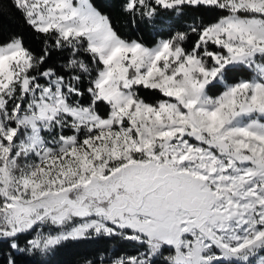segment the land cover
I'll return each instance as SVG.
<instances>
[{
	"label": "snow or ice",
	"instance_id": "6c2138e0",
	"mask_svg": "<svg viewBox=\"0 0 264 264\" xmlns=\"http://www.w3.org/2000/svg\"><path fill=\"white\" fill-rule=\"evenodd\" d=\"M107 241L264 264V0H0V264Z\"/></svg>",
	"mask_w": 264,
	"mask_h": 264
},
{
	"label": "trees",
	"instance_id": "16d2710c",
	"mask_svg": "<svg viewBox=\"0 0 264 264\" xmlns=\"http://www.w3.org/2000/svg\"><path fill=\"white\" fill-rule=\"evenodd\" d=\"M106 3H111V0H106ZM111 11V13L116 17L117 19H120L118 9L113 7L111 9H106ZM7 24V22H5ZM8 27H14V25L8 24ZM124 31H127V29H123ZM57 58V55L54 54L53 60ZM121 247L119 242L114 241H107V242H101L99 244L97 243H86L79 245L75 248H72L70 250H62L58 254L52 257L53 264H81V262L85 258H95L97 251L101 250L105 247ZM123 251H132V247L130 245H125L122 247Z\"/></svg>",
	"mask_w": 264,
	"mask_h": 264
}]
</instances>
